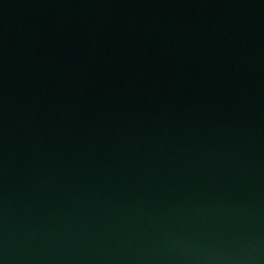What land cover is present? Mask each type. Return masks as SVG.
<instances>
[{"label":"water","instance_id":"obj_1","mask_svg":"<svg viewBox=\"0 0 264 264\" xmlns=\"http://www.w3.org/2000/svg\"><path fill=\"white\" fill-rule=\"evenodd\" d=\"M0 264H264V0H0Z\"/></svg>","mask_w":264,"mask_h":264}]
</instances>
